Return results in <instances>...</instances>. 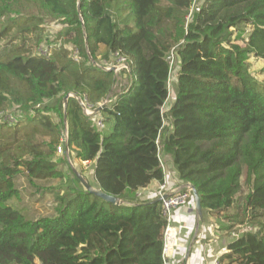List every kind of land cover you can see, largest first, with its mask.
I'll use <instances>...</instances> for the list:
<instances>
[{
  "label": "trees",
  "instance_id": "1",
  "mask_svg": "<svg viewBox=\"0 0 264 264\" xmlns=\"http://www.w3.org/2000/svg\"><path fill=\"white\" fill-rule=\"evenodd\" d=\"M113 57L129 67L121 93L102 67ZM252 57L264 59V0H0V264H165L162 201L139 198L164 179L158 142L203 213L229 212L247 187L218 260L264 264V80ZM70 92L93 109L116 98L86 115L76 97L65 105ZM65 115L70 158L94 162L95 186L123 203L71 170L80 185L55 195L56 213L28 219L3 202L20 196L21 174L36 187L67 178L56 159Z\"/></svg>",
  "mask_w": 264,
  "mask_h": 264
},
{
  "label": "crops",
  "instance_id": "2",
  "mask_svg": "<svg viewBox=\"0 0 264 264\" xmlns=\"http://www.w3.org/2000/svg\"><path fill=\"white\" fill-rule=\"evenodd\" d=\"M254 75L260 79L255 73ZM163 155L168 166V174L166 175L168 187L176 188L187 184L179 179L171 157L165 153ZM92 185L95 186V183ZM159 185V180H153L147 188L139 192V198L142 201L157 199ZM194 205L193 202L187 207L174 210L173 224L183 226L176 243L170 242L166 257L167 264H214L215 260L226 250L231 236L228 234L229 229H227L230 226V221L225 216L233 213L232 209L229 212L204 213V220L200 222L197 228L198 216ZM190 245H192V249L188 257Z\"/></svg>",
  "mask_w": 264,
  "mask_h": 264
},
{
  "label": "rangeland",
  "instance_id": "3",
  "mask_svg": "<svg viewBox=\"0 0 264 264\" xmlns=\"http://www.w3.org/2000/svg\"><path fill=\"white\" fill-rule=\"evenodd\" d=\"M49 25V29H51L52 31L56 30V28L58 27V23L57 22H51L48 23ZM234 31V36L237 35L236 30ZM114 60V59H113ZM115 64L120 65L117 62V59H115ZM249 67H250V71L254 74H256L260 79H264V60H256L255 57H252L249 60ZM117 82H121L123 84H125L127 82L125 75L121 74L118 76V80ZM174 82H176V73L173 71L172 76H171V87L169 90H171V95H170V99L168 104H172L174 101ZM116 91V89H115ZM10 112H14L13 107L9 108ZM15 115V113H13ZM57 160L59 161V168L63 169L66 174H67V178H59V179H53V180H49V181H38L39 184H41L40 186H33L31 184H29V181L26 177L25 174H21L17 179H16V186L20 189V196L19 197H11L9 198L7 201L3 202L4 205H10L13 208H16L18 210H20L23 214H25V216L28 219H36L42 215H54L56 213V198L55 195L57 193H61L63 194L64 191L69 190V185L71 184H75L76 186L81 183V182H77L76 180H74V177L71 174V170L74 172L73 168L77 169L80 173L81 169H83V175L85 177H87V179H89L91 184L96 183L95 182V178H94V172L89 169V168H82L80 165V161L75 160V159H71V162L68 160L67 155L64 153H57ZM65 157L67 159V162H61L59 159ZM82 162V161H81ZM72 163V164H71ZM73 167V168H72ZM78 178V177H77ZM79 180V179H78ZM80 181V180H79ZM54 187L53 191H50L48 189H45L44 187ZM70 185V186H71ZM80 185V184H79ZM247 192V187L244 186V188L242 189V191L237 195V200H236V204L233 205V207L231 208L233 213L239 211L242 212V203H243V198L245 197ZM248 213V212H247ZM260 211L255 212L254 214L250 211L249 212V217H252V215H260ZM256 216V217H257ZM250 223L249 221L241 224V225H237L235 230L236 232H242L245 229H250ZM13 264H17V263H13ZM36 264H39V262H37Z\"/></svg>",
  "mask_w": 264,
  "mask_h": 264
},
{
  "label": "built area",
  "instance_id": "4",
  "mask_svg": "<svg viewBox=\"0 0 264 264\" xmlns=\"http://www.w3.org/2000/svg\"><path fill=\"white\" fill-rule=\"evenodd\" d=\"M42 53H48V51L43 50ZM169 63H170V76H169V80H168V90L171 87V76L173 71L176 73V79H177V53L175 50H172L170 52L169 55ZM114 59V60H113ZM115 59H117V57H113L110 60V63L106 66H103L104 69L106 70H114L116 75H121L124 69H127L129 71V67L128 64L125 60L124 57H120L119 59H117V62L120 65L115 64ZM97 65V64H96ZM126 83L123 84L121 82H117L115 85V92L121 93L125 87ZM170 95H171V90H169V97L168 99H170ZM116 95L113 96L111 99H107V103H109L111 100L115 99ZM78 101L80 102L83 111L86 115H93L96 113H93V108H91L86 101V95L82 94L81 96L78 95L77 96ZM167 99V100H168ZM169 102V101H168ZM164 110L167 111V108L164 106ZM163 111V109H162ZM95 122L96 125L98 127V129L102 130L105 127V124L102 120V117L100 115H96L95 117ZM158 142V141H157ZM68 143V133L67 130H65V132L62 135L61 138V142L57 147V153H64L66 154V145ZM158 156H159V160L161 163V166L163 168L164 171V179L162 182H160L159 188L157 190V196L161 198L162 201V207H163V213L167 218V225L165 227L164 230V247H163V254H164V259H165V264H167L166 262V257L168 254V249L170 247V242L176 243L179 233L181 231V227L183 225H175L173 224V213L174 210H176L177 208L180 207H187L190 204V199L192 197V191L191 188L189 186V184H185V185H181L180 187H176V188H169L168 187V182H167V177L166 175L168 174V166L167 163L164 159V155H163V149L162 146L159 144L158 142ZM83 166L87 169H93V165L94 162H92L91 160H79ZM239 233L241 232H233V235L237 236ZM214 264H221L218 260V258L215 260Z\"/></svg>",
  "mask_w": 264,
  "mask_h": 264
},
{
  "label": "water",
  "instance_id": "5",
  "mask_svg": "<svg viewBox=\"0 0 264 264\" xmlns=\"http://www.w3.org/2000/svg\"><path fill=\"white\" fill-rule=\"evenodd\" d=\"M93 64L96 65V62L94 60H92ZM103 67V66H102ZM78 95H76V93L74 92H70L68 93L67 95H65L64 97V102H65V105L69 99V97H76L77 98ZM107 103V101L105 100L102 104H100L97 108H95L93 110V113H98L101 108ZM64 123H65V127H66V130H68V124H67V117L66 115L64 116ZM66 155H67V158L68 160L71 162V158H70V154H69V147H68V143L66 145ZM72 164V163H71ZM73 168V167H72ZM74 170V173L77 175L78 179L80 180V182L84 185L85 189L91 193H94L100 197H102L103 199L105 200H108L110 202H113L115 204H120V203H123V201L121 199H119L118 197L116 196H113L111 194H108L107 192L101 190L100 188L96 187V186H93L89 179H87V177H85L82 173H80L77 169L73 168ZM189 184L190 188H191V191H192V196H193V199H194V206H195V212L198 216V220H197V228L199 227V224L200 222H202L204 220V213H203V209H202V206H201V198L199 196V193L198 191L196 190L195 186L191 183H187ZM157 200H161L160 197H157V199H155L154 201H157ZM191 249H192V245L189 246V249H188V253H187V256L189 257V254L191 252Z\"/></svg>",
  "mask_w": 264,
  "mask_h": 264
}]
</instances>
